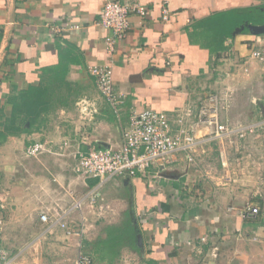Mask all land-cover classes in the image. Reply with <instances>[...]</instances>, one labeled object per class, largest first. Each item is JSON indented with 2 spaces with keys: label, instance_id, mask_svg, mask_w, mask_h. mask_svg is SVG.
Instances as JSON below:
<instances>
[{
  "label": "crops",
  "instance_id": "crops-1",
  "mask_svg": "<svg viewBox=\"0 0 264 264\" xmlns=\"http://www.w3.org/2000/svg\"><path fill=\"white\" fill-rule=\"evenodd\" d=\"M136 1L146 13L130 15L111 56L123 96L115 113L89 73L109 59L108 31L96 25L104 0H0V247L18 264H78L105 226L126 217L138 250L110 264H223L229 243H264V220L240 216L255 206L264 217V130L219 140L196 122L216 93L232 96L221 124L263 121L264 65L250 54L264 32L248 26H264V0ZM83 97L97 108L90 119L76 108ZM147 109L170 118L188 110L194 164L175 151L134 177L74 171L78 152L118 148L130 114ZM35 142L46 151L26 156Z\"/></svg>",
  "mask_w": 264,
  "mask_h": 264
},
{
  "label": "built area",
  "instance_id": "built-area-1",
  "mask_svg": "<svg viewBox=\"0 0 264 264\" xmlns=\"http://www.w3.org/2000/svg\"><path fill=\"white\" fill-rule=\"evenodd\" d=\"M146 8L136 0H104L96 25L108 31L104 39V49L109 59L104 65L90 67L89 73L93 77L97 94L103 98L110 108L117 113L123 104V96L113 84L111 56L117 43L122 41L130 29V15L143 17ZM163 19L166 20V10H163ZM78 28L77 26H72ZM55 29V32H59ZM257 46L251 51L250 57L264 65V35L256 42ZM230 93L211 94L200 106L196 122L212 129L211 135L215 139L224 140L232 135L245 138L255 129L264 130L263 121L251 124L248 127L234 128L219 122V113L229 104ZM264 107V100H263ZM79 115L90 119L96 112L95 104L83 97L76 103ZM188 115L185 112H176L170 118L166 112L143 110L133 112L128 118V124L123 131V142L118 148H97L88 152H78L74 171L82 178H112L118 175L134 177L145 173L152 165L162 162L175 151L184 153L187 162L195 163L197 141L191 127H185L183 122ZM177 128H174V126ZM67 141L62 143V149L67 148ZM46 151L43 144L35 142L25 148V155L36 157ZM94 201V200H93ZM259 213L255 206L245 208L240 216L242 219H253ZM42 222H47L48 215L41 213ZM64 227V224H61ZM74 231L67 228L66 234ZM0 264H18L14 257L0 247ZM78 264H92L90 256L81 255Z\"/></svg>",
  "mask_w": 264,
  "mask_h": 264
},
{
  "label": "trees",
  "instance_id": "trees-1",
  "mask_svg": "<svg viewBox=\"0 0 264 264\" xmlns=\"http://www.w3.org/2000/svg\"><path fill=\"white\" fill-rule=\"evenodd\" d=\"M16 106V105H15ZM21 112V111H20ZM14 113L13 117H17L18 114ZM29 117L25 118L26 122L31 123ZM12 127V124L11 126ZM258 213L260 219L264 220V217ZM103 237L96 239L87 245L88 255L91 257L92 262L99 263H112L120 255L121 251L125 248L138 250L137 246V227L131 223L130 219L126 217L125 221L119 225H107L103 228Z\"/></svg>",
  "mask_w": 264,
  "mask_h": 264
},
{
  "label": "rangeland",
  "instance_id": "rangeland-1",
  "mask_svg": "<svg viewBox=\"0 0 264 264\" xmlns=\"http://www.w3.org/2000/svg\"><path fill=\"white\" fill-rule=\"evenodd\" d=\"M242 238L244 239V237ZM223 252L226 254L222 261L223 264H264V261L254 260L255 255L264 259V243L260 240L229 243Z\"/></svg>",
  "mask_w": 264,
  "mask_h": 264
},
{
  "label": "water",
  "instance_id": "water-1",
  "mask_svg": "<svg viewBox=\"0 0 264 264\" xmlns=\"http://www.w3.org/2000/svg\"><path fill=\"white\" fill-rule=\"evenodd\" d=\"M250 28V30L254 33V34H259V33H263L264 32V26H248ZM137 241L140 242L141 241V237L138 234L137 235Z\"/></svg>",
  "mask_w": 264,
  "mask_h": 264
}]
</instances>
